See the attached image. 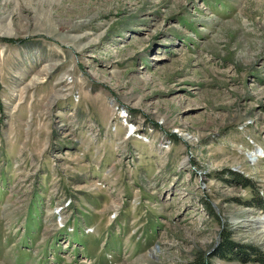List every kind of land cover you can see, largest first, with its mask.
Instances as JSON below:
<instances>
[{"label":"rangeland","instance_id":"obj_1","mask_svg":"<svg viewBox=\"0 0 264 264\" xmlns=\"http://www.w3.org/2000/svg\"><path fill=\"white\" fill-rule=\"evenodd\" d=\"M263 224L264 0H0V264H263L217 254Z\"/></svg>","mask_w":264,"mask_h":264},{"label":"trees","instance_id":"obj_2","mask_svg":"<svg viewBox=\"0 0 264 264\" xmlns=\"http://www.w3.org/2000/svg\"><path fill=\"white\" fill-rule=\"evenodd\" d=\"M259 207H262L263 209V204H260ZM224 241L222 243V247H220V250L218 251V255L221 258H226L225 256H227V254H238L240 257V259H245V256H256V258H258V260L264 264V254L259 252V250L250 247H242L240 245H237L235 243H233L232 241L228 240L225 236L223 237ZM235 248H237L236 252H235ZM250 254V255H247ZM245 257V258H244ZM246 260H249L248 257L246 258ZM250 261V260H249ZM193 264H202L199 260L195 261Z\"/></svg>","mask_w":264,"mask_h":264},{"label":"bare ground","instance_id":"obj_3","mask_svg":"<svg viewBox=\"0 0 264 264\" xmlns=\"http://www.w3.org/2000/svg\"><path fill=\"white\" fill-rule=\"evenodd\" d=\"M263 221V220H262ZM264 225V224H263ZM263 229H264V226H263Z\"/></svg>","mask_w":264,"mask_h":264}]
</instances>
